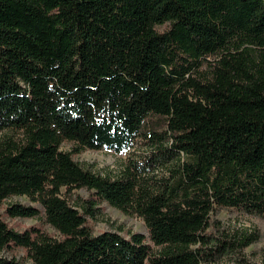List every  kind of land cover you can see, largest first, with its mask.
I'll return each mask as SVG.
<instances>
[{
  "label": "trees",
  "instance_id": "1",
  "mask_svg": "<svg viewBox=\"0 0 264 264\" xmlns=\"http://www.w3.org/2000/svg\"><path fill=\"white\" fill-rule=\"evenodd\" d=\"M2 131L0 208L25 197L41 210L7 204L5 216L43 218L58 237L0 216V252H24L0 264H202L240 253L254 234L206 231L216 208L264 216V0H0ZM139 137L156 154L119 176L72 159L120 154ZM173 159L168 177L150 176ZM81 189L88 197L70 204ZM101 203L139 217L147 237L94 235L86 218Z\"/></svg>",
  "mask_w": 264,
  "mask_h": 264
},
{
  "label": "rangeland",
  "instance_id": "2",
  "mask_svg": "<svg viewBox=\"0 0 264 264\" xmlns=\"http://www.w3.org/2000/svg\"><path fill=\"white\" fill-rule=\"evenodd\" d=\"M163 29V28H162ZM158 120H147L148 127H155ZM159 131V129H156ZM10 135L8 132H0V140L3 137ZM73 145L64 142L60 146L63 152H71ZM156 154L154 146L145 138H137L129 150H125L120 154L109 152L106 149L99 151L86 150L79 154H73L72 159L79 164L83 169L89 170L99 175L119 176L129 162H137L142 166H146L149 158ZM182 159V156H181ZM174 159L163 166L153 167L151 164L150 176L155 179H161L169 176V170L174 163ZM77 197L86 199L88 194L85 190H75L68 198L69 203L75 202ZM7 204H20L23 206H33L41 210L37 204L31 203L25 197H12L5 201L0 208V216L4 222L12 229L22 232L29 227H39L44 232L57 238L55 231L44 223L43 218L27 219L15 218L10 219L5 216L4 208ZM95 218H86L87 225L91 228L94 235L105 231L117 232L122 236L128 233H139L147 237V230L143 221L137 216L124 215L116 208L110 207L106 203H101L97 207ZM210 228L207 229L206 235L214 239H224L233 241L242 233L254 234L257 240L242 252H237L233 248L232 252L214 259L213 261H205L202 264H237L240 258H244L250 264H260L264 257V216H256L247 214L241 211L232 209L216 208L210 215ZM152 250H155L153 245L148 242ZM235 251V252H234ZM0 257L15 258L21 260L24 257L23 250H4L0 252ZM23 264H31L29 261H24Z\"/></svg>",
  "mask_w": 264,
  "mask_h": 264
}]
</instances>
